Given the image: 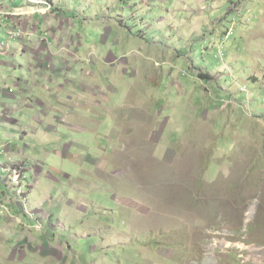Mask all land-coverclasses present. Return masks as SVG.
Returning <instances> with one entry per match:
<instances>
[{
    "label": "rangeland",
    "instance_id": "obj_1",
    "mask_svg": "<svg viewBox=\"0 0 264 264\" xmlns=\"http://www.w3.org/2000/svg\"><path fill=\"white\" fill-rule=\"evenodd\" d=\"M28 1L46 31L55 15L72 33L54 40L67 65L25 62L19 86L54 81L57 130L73 110L88 124L57 154L43 148L36 182L23 162L5 166L0 229L11 240L24 226L15 264H264V0Z\"/></svg>",
    "mask_w": 264,
    "mask_h": 264
},
{
    "label": "crops",
    "instance_id": "obj_2",
    "mask_svg": "<svg viewBox=\"0 0 264 264\" xmlns=\"http://www.w3.org/2000/svg\"><path fill=\"white\" fill-rule=\"evenodd\" d=\"M71 1L72 0H38V2H49L51 7H59L61 11L62 8L70 6ZM40 4L46 5L45 3ZM16 7L19 8V13L31 11L33 13L32 18H24L23 20L18 16L19 13H17L18 17H16V14H14L15 12L12 10L14 9L16 11ZM38 7V4L30 3L28 0H0V9H4L10 13V15L4 16V20L0 24V42L6 40L5 37L8 39L7 32L9 29H12V27L16 25L23 26L25 21H27L29 25L36 22L34 30L31 29L32 27L23 26L25 29L24 34L19 41L12 43L10 55L0 56V201L6 198L14 199V193L8 186V175L5 172V166L9 165V161L14 160V162H23L26 164L28 167V181L30 183L31 181L36 182L37 176H39L38 169L40 168L38 154H41L43 148L51 147L53 148L52 152L57 154L64 146L60 137L64 138L63 141L66 143H70L71 141H67L66 139L68 136L75 135L76 132L82 134L87 130L86 125L88 123L83 116H79L80 113H78L77 110H73L70 115L68 126L64 127L61 132L57 130L60 117L59 107L62 103L53 93H55L54 89L60 90L61 85H56L54 81H49L47 84L37 87L36 83L39 81L37 79V74L34 76L33 85L29 90L20 88L19 86L21 82H25L24 78L23 80L19 78V70H23L26 63L30 71L33 70L35 65L44 64L45 62H47V65L44 64L42 66L43 69L45 66L48 67L55 63L57 64V62L67 65V63H65L67 59H65L64 56H57L56 51L59 47L54 43V40L59 39V37H61L60 40L70 38V34L72 33V30H70L71 25L68 30H63L62 28L60 30H55L56 21H59V16L53 15L52 20L50 19L48 21L50 29L53 30L50 32L46 31L47 17L43 15L44 11L40 12L37 10ZM34 9L35 11H32ZM69 13H72V11H69ZM33 19H35V22ZM68 20L72 19L69 18ZM72 25H74L73 22ZM44 38H47V43L42 41ZM59 45L61 47L63 42L59 43ZM26 48L31 52H23ZM82 51H86V49L82 48ZM68 54L72 56L71 53ZM18 56L22 58V62L18 64L19 66L14 63V58ZM82 56L84 58L85 53H83ZM107 65L106 61H101V64L99 65L98 63L97 67L98 69H102L103 66ZM75 67L83 71L86 69V66L83 64H73L72 69L75 70ZM61 71H64V69H61ZM38 72L39 70H36V73ZM14 85L19 86V88H14ZM74 96H76V99L81 98L77 95ZM31 97H33L31 104H28L26 100ZM64 97L68 100H72L70 96H67V90ZM91 97L92 95L88 98ZM87 101L91 104L89 99ZM37 105L39 106L36 108ZM82 107L83 109L87 108L85 104L82 105ZM24 108L32 110L30 116L22 114ZM33 192L32 189V194ZM10 207L14 216L19 214V210L14 208L13 205L10 204ZM4 219L5 218H0V226ZM20 223L14 225L13 228L10 227L13 231L10 236V238H12L11 240H7L9 237L7 235V229H0V264L20 263L26 256H21L22 247L19 248V243L17 242L20 236L19 226H23L22 221H20ZM21 234L24 236L26 235L25 232ZM31 237L33 245L37 240L34 238V235H31ZM14 242H17V245ZM13 243L16 246L15 250ZM32 248L34 247L32 246ZM31 252L35 253L34 250Z\"/></svg>",
    "mask_w": 264,
    "mask_h": 264
},
{
    "label": "built area",
    "instance_id": "obj_3",
    "mask_svg": "<svg viewBox=\"0 0 264 264\" xmlns=\"http://www.w3.org/2000/svg\"><path fill=\"white\" fill-rule=\"evenodd\" d=\"M2 16H3V15H0V22H1V20H2ZM10 35H11L12 38H15V37L17 36V34L14 33V29L12 30V32H11ZM9 39H10V37H9Z\"/></svg>",
    "mask_w": 264,
    "mask_h": 264
}]
</instances>
